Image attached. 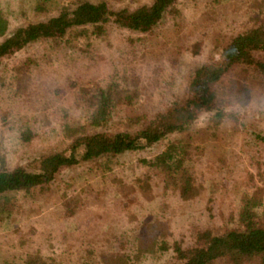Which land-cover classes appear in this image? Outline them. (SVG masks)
<instances>
[{
	"label": "rangeland",
	"instance_id": "rangeland-1",
	"mask_svg": "<svg viewBox=\"0 0 264 264\" xmlns=\"http://www.w3.org/2000/svg\"><path fill=\"white\" fill-rule=\"evenodd\" d=\"M73 1L0 0V21L6 24L5 31L12 30L44 21L55 14L58 6ZM102 1L110 9L118 10L132 9L151 0ZM247 4L248 0H177L176 19H167L152 33L142 35L106 26L104 35L92 38L90 28H87V34L82 28H75L66 33V39H60V43L38 41L1 59L0 167L8 170L22 167L33 172L41 157L61 152L67 155L71 138L92 130L87 118L89 112L83 103L95 88L115 85L108 107L109 128L113 130L124 127L121 117L125 109L130 113L138 112L145 106L148 95H152L151 101L163 97L158 94L160 87L181 93L183 73L210 55L214 33L226 32V36L235 29L230 24L221 25V21L231 20L232 24L241 25L247 15ZM202 11H207V18L212 21L202 24L199 21ZM200 40L203 41L201 54L190 56L187 53L190 44ZM244 84L248 99H264V82L257 75L249 72ZM142 88L152 89L145 93ZM225 131L194 128L188 135L171 137L156 148L160 150L166 141L179 138L189 147L191 160L186 167L205 172L207 161L213 163L220 150L225 151V156L232 153L233 159L236 157V137L229 138ZM214 132L221 134L219 140ZM156 148L126 153L115 159H100L95 163H80L62 169L43 187L28 193L0 195V264H23V258L33 254L34 250H38L48 264H82L78 261L79 246L91 247L88 243L107 245L105 253L100 255L99 248L93 246L95 254L89 263H97L96 260L102 258L106 263L115 260L110 257V244L103 242L104 239L109 242L110 237L103 236L101 228L118 234L133 225L116 215V207L119 210L116 203L134 207L133 200L139 194L135 188L137 184L129 183V179L134 181L141 170L136 161L150 157ZM248 163L244 160V164ZM223 175V172L215 176L207 173L203 175L204 179L197 178L194 197L185 203L173 202V208L164 217L158 216L160 220L153 219L154 206H146L149 208L145 211L146 217L141 218L146 225H140L139 230L144 236L153 238L159 236L164 226L177 233L192 223L210 228L214 233L222 231L225 216L217 211V216H208L204 205L209 196L221 190ZM254 182L251 190H237L235 198L230 191L223 193L220 209L225 212L230 200L240 204L243 199H250L252 204H260L264 176L257 177ZM154 189L143 196L156 195ZM69 209L74 211L72 216ZM164 259V255L158 253H142L135 262L128 264H159ZM214 264L224 263L217 259Z\"/></svg>",
	"mask_w": 264,
	"mask_h": 264
},
{
	"label": "trees",
	"instance_id": "trees-1",
	"mask_svg": "<svg viewBox=\"0 0 264 264\" xmlns=\"http://www.w3.org/2000/svg\"><path fill=\"white\" fill-rule=\"evenodd\" d=\"M176 2L151 0L132 9L113 10L102 0H74L69 5L58 6L55 14L44 21L7 31L6 24L0 21V60L38 41L56 43L66 39L65 34L75 28H82L86 34L90 28L92 38L104 35L106 26L149 34L167 19H176ZM246 10L247 15L242 17L241 25H234L231 20L221 21V25L230 24L235 29L226 36V32L214 33L210 55L183 73L181 93L160 87L158 94L163 97L151 101L150 94L149 102L146 101L140 111L130 113L125 109L121 117L122 129L109 128L108 107L115 85L95 88L83 103L89 112L87 118L92 130L72 137L67 155L61 152L38 159L33 172L22 167L12 170L0 167V195L19 191L28 193L52 182L62 169L80 163L115 159L144 149L152 151L162 141L188 135L194 128L215 132L225 129V134L229 138L235 136L238 142L236 157L233 159L232 153L225 156V151L220 150L213 163L207 161L205 172L186 167L191 160L189 147L179 138L166 141L162 149L156 148L150 157L136 161L141 170L134 181L129 179V183L137 184L136 192L142 197L133 200V208L128 203H116L119 207V210L116 207V215L133 225L118 234L101 228L103 233H100L110 237L109 242L108 239L103 241L110 244V257L116 259L110 263L102 261L103 258L101 261L97 259L94 264L133 263L142 253L164 255V261L159 264H214L217 259H222L224 264H264V194L260 204L243 199L240 204L230 200L225 212L219 207L223 193L230 191L235 198L237 190H251L257 177L264 176V99H248L244 84L249 72L264 82V0H248ZM207 17L208 12L202 11L199 21H212ZM202 42L191 43L187 53L199 56ZM142 89L149 93L152 88ZM215 132L214 136L219 140L221 134L217 136ZM246 159L248 165L244 164ZM222 172L225 175L220 183L221 190L209 196L204 205L208 216H217L215 211L225 216L226 224L222 231L214 233L210 228L192 223L177 233L164 226L159 236L153 238L144 236V232L139 230L140 225H146L141 218L146 217L145 211L149 206H154V220L164 217L173 208V202L185 203L194 197L197 178L204 179L203 175L207 173L221 175ZM153 187L156 195L143 196L145 192L152 193ZM115 199L117 201L120 197ZM68 213L72 216L74 211L69 209ZM95 244L88 243L91 247L80 244L82 255L79 254L78 261L92 264L89 261L95 254ZM105 246H97L99 255L105 253ZM48 263L38 250L23 258V264Z\"/></svg>",
	"mask_w": 264,
	"mask_h": 264
}]
</instances>
